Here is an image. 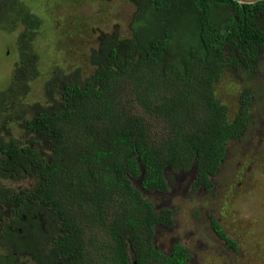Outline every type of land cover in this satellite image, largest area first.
I'll list each match as a JSON object with an SVG mask.
<instances>
[{
  "label": "trees",
  "instance_id": "trees-1",
  "mask_svg": "<svg viewBox=\"0 0 264 264\" xmlns=\"http://www.w3.org/2000/svg\"><path fill=\"white\" fill-rule=\"evenodd\" d=\"M128 2L130 34L119 26L100 33L85 64L54 70L43 86L46 104L31 105L32 84L42 77L36 45L44 21L23 0H0V33L19 34L18 60L0 85V264L191 261L182 245L168 256L156 250L157 231L176 226L177 209L156 211L145 194H168L170 174L180 172L194 174V192L217 195L215 180L229 145L253 123L255 99L246 90L230 121L217 89L229 72L241 83L243 72L255 78L264 60V1ZM41 215L50 234H17ZM95 221L108 242L87 237Z\"/></svg>",
  "mask_w": 264,
  "mask_h": 264
},
{
  "label": "rangeland",
  "instance_id": "rangeland-1",
  "mask_svg": "<svg viewBox=\"0 0 264 264\" xmlns=\"http://www.w3.org/2000/svg\"><path fill=\"white\" fill-rule=\"evenodd\" d=\"M23 1L44 21L36 45L42 59V77L32 84L31 105L46 104L43 86L54 70L70 72L85 64L84 59L98 46L100 33H111L119 26L122 36L129 35L135 13L128 0ZM18 36L0 33V85L8 83L18 60ZM241 76L246 78L242 83L229 72L218 86L217 96L229 108L233 121L240 112L241 96L246 90L253 91V123L242 141L229 145L225 167L214 183L217 195L203 189L194 192V174L180 172L170 174L173 185L168 194H145L156 211L177 209L176 226L157 231L156 247L169 254L173 244L182 243L197 257L191 264H264V60L254 79L250 80L246 72ZM11 131L14 137H21L14 125ZM212 216L237 241L239 254L221 249V242L214 247Z\"/></svg>",
  "mask_w": 264,
  "mask_h": 264
},
{
  "label": "flooded vegetation",
  "instance_id": "flooded-vegetation-1",
  "mask_svg": "<svg viewBox=\"0 0 264 264\" xmlns=\"http://www.w3.org/2000/svg\"><path fill=\"white\" fill-rule=\"evenodd\" d=\"M216 219V218H215ZM38 223H33L32 225H30L29 227H24V228H21L20 227V229L17 231V234H19V235H22L23 233H24V230H31L32 229V231H35L37 228H39L41 231H43L45 234H50V229L52 230L53 229V227H52V225H50V221L49 220H47L44 216H40L38 219H35ZM16 227H18V225H16V226H13L12 227V232H14L13 231V229H15ZM95 228L91 231V230H89V229H84V232H86V235H87V237H94V238H100L99 240L100 241H103V243H105V242H108V240L106 239V238H104V237H102V235L103 236H106V232H104V230H106V229H103L102 227H101V225H100V222L99 221H95V226H94ZM211 228H212V225H211ZM212 231H213V228H212ZM3 232V234H4V230L2 231ZM15 233V232H14ZM213 233H214V235H215V238H216V241H214V242H216V244H215V246L214 247H216V245L219 243V242H221V243H224V244H222V246H221V249H226L227 251L229 250L231 253H234V255H237V254H239V246H238V250H234V249H231L230 247H228V245H227V243H225V242H223L221 239H219V237L217 236V234L213 231ZM18 236V235H17ZM101 238H103V240H101ZM29 239V237H26V238H20V240H21V242H23V243H25L27 240ZM21 242H20V244H21ZM202 242V241H201ZM101 243L99 242V245H100ZM175 244H177V245H182L184 248H185V251L187 252V254L191 257V261L189 262V264H191L192 262H195L196 261V258H195V253L192 251V250H189L188 249V247H186V246H184V244H182V243H175ZM203 244H205V245H207L206 243H203ZM174 245V244H173ZM172 245V246H173ZM155 248H156V250H158V251H160L161 253H163V254H165V255H170V253L172 252V247H171V251H170V253L169 254H167V253H164L160 248H158V247H156V245H155ZM12 249H13V251H18V248H16L15 246H13L12 247ZM17 253L15 252L14 253V255H16ZM133 264H137L136 262H134Z\"/></svg>",
  "mask_w": 264,
  "mask_h": 264
},
{
  "label": "water",
  "instance_id": "water-1",
  "mask_svg": "<svg viewBox=\"0 0 264 264\" xmlns=\"http://www.w3.org/2000/svg\"><path fill=\"white\" fill-rule=\"evenodd\" d=\"M240 4H249V5H253V4H256V3H259L261 1H264V0H234Z\"/></svg>",
  "mask_w": 264,
  "mask_h": 264
}]
</instances>
